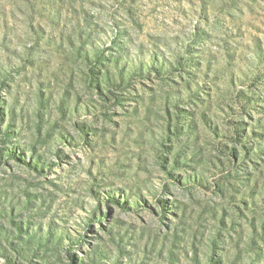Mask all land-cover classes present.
<instances>
[{"label":"rangeland","instance_id":"1","mask_svg":"<svg viewBox=\"0 0 264 264\" xmlns=\"http://www.w3.org/2000/svg\"><path fill=\"white\" fill-rule=\"evenodd\" d=\"M0 264H264V0H0Z\"/></svg>","mask_w":264,"mask_h":264}]
</instances>
